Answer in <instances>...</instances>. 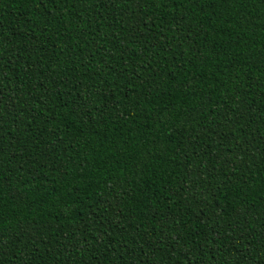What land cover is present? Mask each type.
<instances>
[{"label": "trees", "instance_id": "1", "mask_svg": "<svg viewBox=\"0 0 264 264\" xmlns=\"http://www.w3.org/2000/svg\"><path fill=\"white\" fill-rule=\"evenodd\" d=\"M0 264H264V0H0Z\"/></svg>", "mask_w": 264, "mask_h": 264}]
</instances>
